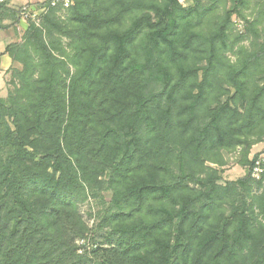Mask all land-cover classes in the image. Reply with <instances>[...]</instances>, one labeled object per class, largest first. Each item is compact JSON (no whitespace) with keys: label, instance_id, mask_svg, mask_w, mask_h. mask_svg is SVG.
<instances>
[{"label":"trees","instance_id":"trees-1","mask_svg":"<svg viewBox=\"0 0 264 264\" xmlns=\"http://www.w3.org/2000/svg\"><path fill=\"white\" fill-rule=\"evenodd\" d=\"M250 1L74 0L20 35L26 6L0 2L20 65L0 98V264H264V33L232 32ZM235 151L245 174L223 182L210 165ZM104 189L88 227L78 206Z\"/></svg>","mask_w":264,"mask_h":264},{"label":"rangeland","instance_id":"rangeland-1","mask_svg":"<svg viewBox=\"0 0 264 264\" xmlns=\"http://www.w3.org/2000/svg\"><path fill=\"white\" fill-rule=\"evenodd\" d=\"M183 6L189 5V0H178ZM247 8L243 11L242 15L240 16H233L232 17V32L234 34H242L244 32V28L246 27V22H251L254 20H257L258 23V31L264 33V9H262L261 4L257 5V3H254L253 1H250ZM262 14L261 19H256L259 14ZM64 16V15H63ZM64 18V17H63ZM28 19H32L31 17H28L25 19L27 22ZM25 26V24H23ZM21 34V31L19 32V35ZM0 43L4 45V47L8 44H11L13 42H16L19 38L17 34H15L12 30L9 31H0ZM252 38V34L249 33V39ZM243 45H248V40L244 41L242 43ZM2 56L0 55V98L5 99L7 97L9 89H11L10 80L12 76V69L13 68H19L20 66L16 63H13L11 61L10 64H6L2 60ZM226 56L234 62L235 56L232 52H227ZM239 151H235L232 153H224V159L226 162V165L223 168L216 167L215 165H210L213 168H216L219 170L221 178L223 182L225 181H235L238 178L242 177L245 174V169L237 165V160L239 158ZM258 155V160H260L264 164V138L262 142L255 144L252 146L249 154V158H253L254 155ZM99 198H88L85 202L79 204L78 209L79 213L82 216L83 220L86 222L88 227H91L93 221L96 219V213L103 210L108 201L111 198V192L107 191L106 189L102 190L99 194ZM91 215V216H89ZM84 244L87 246V244H91L89 240H85ZM81 245V243H79Z\"/></svg>","mask_w":264,"mask_h":264},{"label":"built area","instance_id":"built-area-1","mask_svg":"<svg viewBox=\"0 0 264 264\" xmlns=\"http://www.w3.org/2000/svg\"><path fill=\"white\" fill-rule=\"evenodd\" d=\"M3 0H0V2H2ZM73 1L74 0H49V4L47 7H43L41 9H39L36 12H26L23 11L21 14L22 19H26L28 17H31L34 19H36L37 17H39L41 14L46 13V11L48 10V8H54L57 10V15L63 19V15L65 14L66 10L68 8H70L73 5ZM263 171V169L260 166V160H257L255 162V166L252 169V177L254 178H258L259 174ZM78 244L81 243L84 244V240H80L77 242ZM79 253L81 252V250L78 251Z\"/></svg>","mask_w":264,"mask_h":264},{"label":"crops","instance_id":"crops-1","mask_svg":"<svg viewBox=\"0 0 264 264\" xmlns=\"http://www.w3.org/2000/svg\"><path fill=\"white\" fill-rule=\"evenodd\" d=\"M45 1L46 0H9V6L15 7V8L26 6V8H24V11L32 13V12L38 11L39 9L36 6L39 4H42ZM23 24H25V26H23ZM26 26H27V24H26L25 19L21 18L20 25H19L20 31L23 32L25 30ZM0 37H1V35H0ZM3 51H4V45L0 43V54L3 53ZM2 60L6 64L11 63V60L7 55H3ZM17 65H19V64H17ZM16 68H17V66H16Z\"/></svg>","mask_w":264,"mask_h":264}]
</instances>
